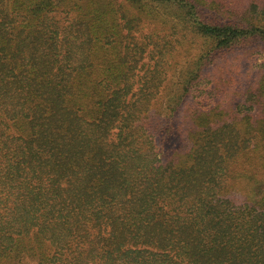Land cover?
Returning a JSON list of instances; mask_svg holds the SVG:
<instances>
[{
	"label": "trees",
	"instance_id": "16d2710c",
	"mask_svg": "<svg viewBox=\"0 0 264 264\" xmlns=\"http://www.w3.org/2000/svg\"><path fill=\"white\" fill-rule=\"evenodd\" d=\"M230 8L0 0V264H264V76L206 73L264 38Z\"/></svg>",
	"mask_w": 264,
	"mask_h": 264
},
{
	"label": "rangeland",
	"instance_id": "374dc122",
	"mask_svg": "<svg viewBox=\"0 0 264 264\" xmlns=\"http://www.w3.org/2000/svg\"><path fill=\"white\" fill-rule=\"evenodd\" d=\"M227 2L231 7L230 13L234 16H242L246 12L252 17L255 26L264 27V0H227ZM185 48L187 49V46ZM224 60H228V62L239 68L235 69L232 67V72L224 74L220 71V68L216 67L217 64H221ZM262 65H264V38L258 35L255 38L247 39L241 45L238 44L224 56L214 59L207 66L206 73L208 74L209 71L208 77L213 79L215 86H226L227 88L224 92L232 95L236 90H240V93H242L248 85L256 87L264 76V67ZM228 76L234 79L232 84L227 82ZM230 82L232 81L230 80ZM232 98L234 99L235 97L232 95ZM263 116L264 111L261 113V118ZM224 119L228 120L226 117ZM238 125L240 126L241 124ZM250 185V180L243 178L241 186L235 184L234 195L239 199L242 197L244 199L248 193H251L249 190Z\"/></svg>",
	"mask_w": 264,
	"mask_h": 264
}]
</instances>
